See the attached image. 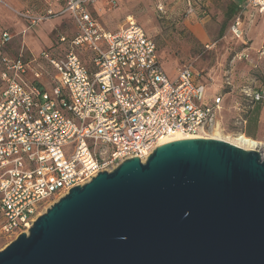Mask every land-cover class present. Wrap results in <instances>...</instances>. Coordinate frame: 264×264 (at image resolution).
Listing matches in <instances>:
<instances>
[{"label": "built area", "instance_id": "2783aa9c", "mask_svg": "<svg viewBox=\"0 0 264 264\" xmlns=\"http://www.w3.org/2000/svg\"><path fill=\"white\" fill-rule=\"evenodd\" d=\"M41 1L48 7L45 15L14 11L24 23L22 34L63 15L70 17L73 32L57 34L58 47L50 46L35 58L22 49L16 56L7 53L16 35L0 31L3 248L27 234L41 211L71 188L125 160L144 162L167 136L226 133L224 93H210L204 77L186 65L169 79L155 43L131 17L114 32L98 20L100 11L117 7V0H103L98 9V0ZM239 1L228 34L243 41L245 12L250 9L248 18L263 14L264 0ZM53 4L58 11L52 10ZM257 55H264V42ZM235 58L250 61V54L243 49ZM222 85L232 87L229 77ZM238 98L244 104L236 102L232 109L239 124H245L250 105L264 106V91L250 84L239 88Z\"/></svg>", "mask_w": 264, "mask_h": 264}, {"label": "water", "instance_id": "95a60500", "mask_svg": "<svg viewBox=\"0 0 264 264\" xmlns=\"http://www.w3.org/2000/svg\"><path fill=\"white\" fill-rule=\"evenodd\" d=\"M0 264H264V160L218 141L163 142L71 188Z\"/></svg>", "mask_w": 264, "mask_h": 264}, {"label": "rangeland", "instance_id": "374dc122", "mask_svg": "<svg viewBox=\"0 0 264 264\" xmlns=\"http://www.w3.org/2000/svg\"><path fill=\"white\" fill-rule=\"evenodd\" d=\"M232 6V0H117V7L110 12L100 11L98 20L114 32L131 17L155 43L160 64L169 79L174 78L178 67L186 65L209 77L211 84H220L225 76H234L235 84L248 80V85L264 91V55L261 58L257 55L264 40V13L244 19V40H235L228 34L234 17L228 16ZM45 8L41 0H0V31L16 35L5 49L7 53L16 56L22 49L25 54L38 58L42 50L55 44L57 34H70V23L61 24L55 17L37 23L22 34L25 26L15 12L30 10L41 16L45 15ZM249 47L252 48L250 61H238L236 53ZM49 77H53L52 72ZM43 83L48 84V80ZM208 91L220 93L221 88L209 87ZM224 92L232 93V87ZM236 102L244 104L236 92L226 96L222 110L225 136L238 131L255 133L258 130L255 122L238 123L232 109ZM258 133L253 139L264 144V127ZM262 147L257 149L260 156L264 152ZM2 246L1 243L0 250Z\"/></svg>", "mask_w": 264, "mask_h": 264}, {"label": "crops", "instance_id": "0c3cea01", "mask_svg": "<svg viewBox=\"0 0 264 264\" xmlns=\"http://www.w3.org/2000/svg\"><path fill=\"white\" fill-rule=\"evenodd\" d=\"M102 1L103 0H98L97 1L96 5H95V8L96 9H98L100 7V5L102 4ZM232 1H233V6L232 7L234 8V14H235L236 13V9H237V5L240 3V1L239 0H232ZM47 10H48V7L46 6L45 11L43 12V14H46ZM52 10L53 11H58L59 10L58 4H53ZM250 13H251L250 12V9H247V11L244 14L245 15L244 19H247L248 20V14H250ZM234 14H233V16H234ZM56 19L59 20L60 22H62L61 24H63V23L65 24V23H68L69 22L70 25H71V29L69 30V32L71 31L70 34L73 32V26H72V22H71V19H70L69 16H67V15L58 16V17H56ZM70 34L68 33V35H70ZM263 42H264V40L262 41L261 45L263 44ZM244 49H247V51L249 52V54L251 53V49H252L251 47L244 48ZM208 78L209 77H204L203 78L204 79V82H206V83L208 82V88L209 87L210 88H221V94L224 93V104H225L226 96L227 95H230L233 92H236V95H238L237 92L239 91V88L242 87V86H244V85H248V83H249L248 80H243V81L242 80H239V82H237L235 84L236 80H235L234 76H231V77H229V79L231 81L232 93H225L224 91H225L226 88L223 87L222 83H220V84H216V83L211 84V83H209ZM253 111H255L256 113L253 114L252 113ZM243 116L245 118V124L248 121H253V122L256 123V127H257L258 130L255 133L253 131H251V134L253 135V138H254L257 134H259L258 131L261 130L262 127H264V106H262L260 104L250 105L247 108L246 113Z\"/></svg>", "mask_w": 264, "mask_h": 264}, {"label": "bare ground", "instance_id": "6f19581e", "mask_svg": "<svg viewBox=\"0 0 264 264\" xmlns=\"http://www.w3.org/2000/svg\"><path fill=\"white\" fill-rule=\"evenodd\" d=\"M171 140L218 141V142L229 144L243 151H257V149H259L258 147L260 146L262 147L264 145L262 142L246 137L244 135L243 136L242 135L241 136H230V135L225 136L224 132H221L220 130L209 136H205L202 134L191 136V135H181V134L175 133V134L169 135L166 138L162 139L160 144L166 141H171ZM261 159L264 160V152L261 153Z\"/></svg>", "mask_w": 264, "mask_h": 264}, {"label": "trees", "instance_id": "16d2710c", "mask_svg": "<svg viewBox=\"0 0 264 264\" xmlns=\"http://www.w3.org/2000/svg\"><path fill=\"white\" fill-rule=\"evenodd\" d=\"M232 14H234V8L233 7H231L230 8V14L228 15V16H230V15H232ZM100 17V16H99ZM99 17H97V18H99ZM53 49V48H52ZM244 135L246 136V137H249V138H252L253 139V135L250 133V132H244Z\"/></svg>", "mask_w": 264, "mask_h": 264}, {"label": "flooded vegetation", "instance_id": "af4514ba", "mask_svg": "<svg viewBox=\"0 0 264 264\" xmlns=\"http://www.w3.org/2000/svg\"><path fill=\"white\" fill-rule=\"evenodd\" d=\"M52 47H58V45H57V42H55V44L54 45H52Z\"/></svg>", "mask_w": 264, "mask_h": 264}]
</instances>
